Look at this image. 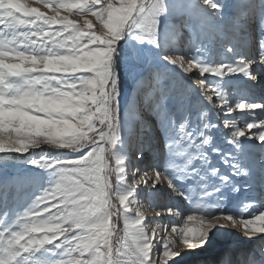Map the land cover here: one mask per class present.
Masks as SVG:
<instances>
[{
    "label": "snow or ice",
    "instance_id": "obj_1",
    "mask_svg": "<svg viewBox=\"0 0 264 264\" xmlns=\"http://www.w3.org/2000/svg\"><path fill=\"white\" fill-rule=\"evenodd\" d=\"M178 261L264 264V0H0V264Z\"/></svg>",
    "mask_w": 264,
    "mask_h": 264
},
{
    "label": "rangeland",
    "instance_id": "obj_2",
    "mask_svg": "<svg viewBox=\"0 0 264 264\" xmlns=\"http://www.w3.org/2000/svg\"><path fill=\"white\" fill-rule=\"evenodd\" d=\"M256 113H257V115H258L259 110H256ZM239 115H240L239 112H237L236 117L239 118ZM253 131H254V130H253Z\"/></svg>",
    "mask_w": 264,
    "mask_h": 264
},
{
    "label": "bare ground",
    "instance_id": "obj_3",
    "mask_svg": "<svg viewBox=\"0 0 264 264\" xmlns=\"http://www.w3.org/2000/svg\"><path fill=\"white\" fill-rule=\"evenodd\" d=\"M260 113H258V115H259ZM178 264H183V262H181V261H178Z\"/></svg>",
    "mask_w": 264,
    "mask_h": 264
}]
</instances>
